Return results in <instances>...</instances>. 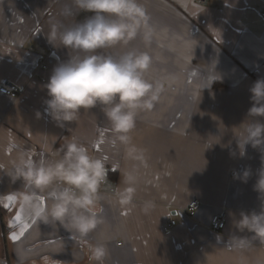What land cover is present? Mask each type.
<instances>
[{
    "label": "crops",
    "instance_id": "obj_1",
    "mask_svg": "<svg viewBox=\"0 0 264 264\" xmlns=\"http://www.w3.org/2000/svg\"><path fill=\"white\" fill-rule=\"evenodd\" d=\"M142 2L156 34L147 48L139 38L130 47L152 55L150 79L161 80L173 92L190 90L186 96L163 92L154 109L138 117L133 137L147 150L143 162L126 159L122 148L104 142L110 133L98 108L64 128L46 114L42 85L67 58L65 49L46 38L62 0H0V83L23 89L15 100L0 95V164L5 172L18 147L39 156L43 145L59 148L73 136L94 141L93 155L109 157L107 182L100 190L105 222L86 239L59 224L33 220L21 207L22 182L0 171V264H92L88 245L104 241L105 264H264V240L233 225L241 211H260L262 198L254 185L264 146L246 145L241 156L230 131L251 106L248 89L264 78V0ZM40 58L46 60V70L40 72L44 82L33 77ZM215 82L221 88L213 89ZM198 86L206 89L204 94L190 95ZM218 128L225 147L206 149L218 139L207 140L220 135ZM54 151L49 159L56 158ZM133 168L136 191L132 205L126 206L119 203V193L127 186L125 173ZM244 170L250 172L246 182L234 179V173ZM193 200L200 209L192 217L187 207ZM218 212H225L227 221L222 231L213 232L208 222ZM169 217L176 226L164 233ZM13 233L18 240L10 239Z\"/></svg>",
    "mask_w": 264,
    "mask_h": 264
},
{
    "label": "clouds",
    "instance_id": "obj_2",
    "mask_svg": "<svg viewBox=\"0 0 264 264\" xmlns=\"http://www.w3.org/2000/svg\"><path fill=\"white\" fill-rule=\"evenodd\" d=\"M81 13L85 15L77 19ZM155 34L142 0H62L58 18L46 38L53 47L65 49L67 58L53 67L47 83L42 85L47 96L43 102L46 114L56 126L64 128L77 122L83 112L98 108L110 133L104 142L112 149L122 148L126 159L146 161L147 150L134 142L133 133L138 117L154 109L165 88L161 80L148 77L152 55L130 45L139 38L147 48ZM248 91L251 106L241 123L230 129L241 156L246 145L264 146V78L255 80ZM209 137L218 139L206 149L221 144V133L209 135L207 140ZM92 144L94 141L73 136L59 148L43 145L39 156L17 146L11 168L5 172L0 164V171L11 181L22 182L21 207L33 220L59 224L79 239H86L104 224L100 190L107 182L109 157L93 155ZM53 149L56 158L49 159ZM261 160L254 185L262 198L260 211H241L233 225L264 240V155ZM136 171L133 168L125 173L127 186L119 193L122 205H132ZM249 175L244 170L233 177L246 182ZM37 192L45 194L40 197L43 202ZM45 199L50 202L45 203ZM88 253L92 264H105L107 242L90 243Z\"/></svg>",
    "mask_w": 264,
    "mask_h": 264
},
{
    "label": "built area",
    "instance_id": "obj_3",
    "mask_svg": "<svg viewBox=\"0 0 264 264\" xmlns=\"http://www.w3.org/2000/svg\"><path fill=\"white\" fill-rule=\"evenodd\" d=\"M201 3H203V0H201ZM82 14V13H81ZM264 17V14H263ZM46 70V60L45 58H40L38 60L37 68L34 72L33 77H40V72ZM42 82H44L43 78H39ZM23 92V89L18 87L17 85L10 83V82H2L0 83V95L6 96L8 98H11L13 100L17 99ZM200 209L199 202L196 200H193L189 202L187 207V213L189 216H195L196 212ZM227 217L225 212H218L213 214L208 222V229L213 232H220L224 229L226 225ZM176 226V222L172 217H169L165 224L163 225V232L168 233L170 232L174 227ZM117 245H120V243H117Z\"/></svg>",
    "mask_w": 264,
    "mask_h": 264
},
{
    "label": "rangeland",
    "instance_id": "obj_4",
    "mask_svg": "<svg viewBox=\"0 0 264 264\" xmlns=\"http://www.w3.org/2000/svg\"><path fill=\"white\" fill-rule=\"evenodd\" d=\"M212 85V83H211ZM213 86V89H216V88H221V85L216 83L212 85ZM190 90L187 89V88H180V89H174V92L173 90H168V89H165V95H176V92H179L181 96H186V95H189V92ZM206 91V89L204 87L200 88L198 86V88L196 89H191V92H190V95H200V94H204V92Z\"/></svg>",
    "mask_w": 264,
    "mask_h": 264
},
{
    "label": "snow or ice",
    "instance_id": "obj_5",
    "mask_svg": "<svg viewBox=\"0 0 264 264\" xmlns=\"http://www.w3.org/2000/svg\"><path fill=\"white\" fill-rule=\"evenodd\" d=\"M7 199H8L9 201H11V200H13V197L9 196ZM40 199H41V201L43 202V199H42V198H40ZM6 207H7V206H6ZM15 219H16V220H19V219H20V215L17 214L16 217H15ZM33 222H35V221H33ZM25 227H27V225H25ZM23 234H24V229H21V233H20V235H23ZM10 239H12L13 241H16V240L19 239V236H18L17 234L13 233V234L10 236Z\"/></svg>",
    "mask_w": 264,
    "mask_h": 264
},
{
    "label": "trees",
    "instance_id": "obj_6",
    "mask_svg": "<svg viewBox=\"0 0 264 264\" xmlns=\"http://www.w3.org/2000/svg\"><path fill=\"white\" fill-rule=\"evenodd\" d=\"M215 84V83H214ZM110 176L112 177V178H115L116 177V173L114 172L113 174H110Z\"/></svg>",
    "mask_w": 264,
    "mask_h": 264
}]
</instances>
